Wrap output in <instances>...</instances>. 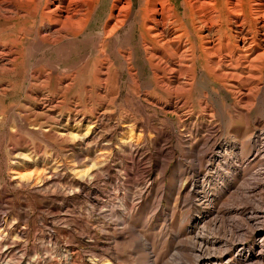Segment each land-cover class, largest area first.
I'll return each instance as SVG.
<instances>
[{
	"label": "rangeland",
	"instance_id": "obj_1",
	"mask_svg": "<svg viewBox=\"0 0 264 264\" xmlns=\"http://www.w3.org/2000/svg\"><path fill=\"white\" fill-rule=\"evenodd\" d=\"M36 1L0 17V264H264V71L244 105L195 49V78L167 88L141 50L143 0L105 49L112 0L54 46ZM168 1L196 47L189 0Z\"/></svg>",
	"mask_w": 264,
	"mask_h": 264
},
{
	"label": "bare ground",
	"instance_id": "obj_2",
	"mask_svg": "<svg viewBox=\"0 0 264 264\" xmlns=\"http://www.w3.org/2000/svg\"><path fill=\"white\" fill-rule=\"evenodd\" d=\"M95 1L45 0L40 12L46 23L41 29V39L54 46L82 35ZM36 2L0 0V17L22 16L23 5L37 11ZM214 2L189 0L187 4L197 41L194 47L187 31L181 23L178 24L174 6L168 0L141 1L135 16L141 28V50L148 67L162 86L170 88V84H175L180 88L187 84V78H195V60L198 57L194 56V51L197 49L204 60L201 72L228 95L237 97L244 105H253L257 102L264 71V0H236L231 7L223 6L219 11L212 9ZM131 10V0H112L103 27L101 46L104 49L118 29L129 25ZM8 52L0 51V68L9 65L12 52ZM133 53V47H130L126 56H120L127 62ZM165 75L169 77L165 79ZM204 261L198 259L197 264H204Z\"/></svg>",
	"mask_w": 264,
	"mask_h": 264
}]
</instances>
